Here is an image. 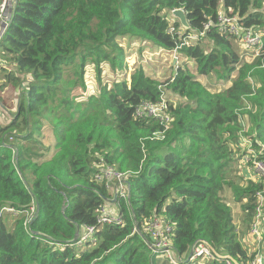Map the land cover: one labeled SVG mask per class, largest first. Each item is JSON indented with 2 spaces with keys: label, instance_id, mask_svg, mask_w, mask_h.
I'll list each match as a JSON object with an SVG mask.
<instances>
[{
  "label": "trees",
  "instance_id": "16d2710c",
  "mask_svg": "<svg viewBox=\"0 0 264 264\" xmlns=\"http://www.w3.org/2000/svg\"><path fill=\"white\" fill-rule=\"evenodd\" d=\"M219 8L262 33L255 64L242 61L233 38L204 30ZM176 9L188 28L168 18ZM172 25L180 35H170ZM124 41L167 52L182 44L177 54L195 72L178 62L162 82L139 66L127 79ZM0 51L12 56L18 72L0 66L8 85L16 88L20 74L29 76L17 112L0 124V208L15 210L11 221L0 220V264H172L148 245L144 228L155 219L171 227L178 264L255 258L239 240L222 192L233 191L249 228L260 184L254 176L238 185L231 175L241 161V135L264 160V0H16ZM104 64L108 77L123 71L112 86L101 81ZM89 65L97 93L78 101L70 83L73 77L84 83ZM194 73H215L228 87L212 92ZM166 93L167 123L136 117L137 107L160 103ZM43 122L51 124L55 143L50 158L40 161L47 148L32 130L39 134ZM104 166L128 173L127 198L114 201L121 224L98 223L99 211L114 199L108 183L95 179ZM88 227L94 232L82 240ZM262 229L264 240V211ZM202 242L218 260L191 259L192 246Z\"/></svg>",
  "mask_w": 264,
  "mask_h": 264
},
{
  "label": "built area",
  "instance_id": "2783aa9c",
  "mask_svg": "<svg viewBox=\"0 0 264 264\" xmlns=\"http://www.w3.org/2000/svg\"><path fill=\"white\" fill-rule=\"evenodd\" d=\"M15 2L16 0H0V43L2 42V39L6 34L10 22L12 20ZM210 27L215 28L217 33L231 37L234 40L240 42L242 48L245 51H249V52L252 51L255 53L256 56L260 55L261 46L263 42L262 33L259 30L255 31L252 28L243 26L241 23V18H239L237 15L226 14L224 10H219L217 12L216 18L208 21L204 25V30L209 29ZM168 32L172 37H176L177 35L181 34L179 30H176L173 25L168 29ZM203 35L204 32H201L199 34H190L183 38L182 40L183 44L185 45L192 44L198 39V37ZM180 46H177L172 51L174 55L173 56L174 66L176 69L178 68V60H179L178 58H180V56L177 54V49L180 48ZM135 115L140 119L154 118L160 122L167 123L169 121V115L167 112V102L165 96L162 95L160 103L157 104L146 103L137 107ZM250 145H251L250 141L245 140L244 136L241 135L240 147L247 146L249 153L244 154L241 157L240 164L241 165L250 164L251 171L257 177L258 179L257 181L260 184V189L255 194L254 214L252 217V221L249 225V230L246 235V240L250 241L251 239H253L254 243L259 244L260 246L263 244L264 247V240L262 238L263 236L262 224H263V211H264V160L257 159L256 156H254V153L250 150ZM127 176L128 173L120 172L112 167L104 166V167H100V171L98 174L95 175V179L98 182L108 183L107 186L109 190L111 189L114 199L118 196L125 199L127 198L128 195L127 186H126ZM104 209L105 207L101 208V210L99 211L98 223H112V222L116 224L122 223V219L118 213H116L114 216L101 214ZM30 210H31L30 213H32L33 208ZM6 214H15V210L6 207L0 208V220L3 219L4 215ZM27 222H29V218L25 221V224ZM93 232H94L93 227L86 228L82 240L90 237V235ZM170 232H171V227L169 225L164 224L162 221L156 219L148 222L144 228V233L149 236L148 245L150 246L152 252L166 258L172 264H178L177 259L173 255V249L169 246L170 242L168 236ZM189 256L191 257V259L203 257L212 260L213 259L218 260L217 259L218 257L212 254V252L204 242H202L201 244L193 245L190 250ZM259 259L260 256L258 255V253H256L255 258L250 260L247 264H261L262 262H260ZM225 263L235 264L227 259L225 260Z\"/></svg>",
  "mask_w": 264,
  "mask_h": 264
},
{
  "label": "rangeland",
  "instance_id": "374dc122",
  "mask_svg": "<svg viewBox=\"0 0 264 264\" xmlns=\"http://www.w3.org/2000/svg\"><path fill=\"white\" fill-rule=\"evenodd\" d=\"M219 10H224L220 9ZM218 10V11H219ZM166 14V13H165ZM236 15V14H234ZM168 18L170 19L171 22H175V18L173 16V10L167 14ZM238 16V15H237ZM240 18V17H239ZM177 21V20H176ZM184 28V27H183ZM233 44V49L238 53L242 61L245 63L252 64L256 61L258 56L255 55L254 52L252 51H245L242 48V45L240 42L234 40ZM126 46V72H125V77L129 79L130 73L136 68V67H142V69L153 79H158L159 81H165L167 80L172 74L175 72L174 69V59H173V53L172 51L167 52L163 49H160L159 47H151L148 43H139L135 41H124L122 43V46ZM1 53V51H0ZM176 56V55H175ZM11 55H3V53L0 54V66L5 67L7 70L11 71L13 74L18 75L17 70L13 66V64L9 61V58H11ZM178 62H181V58H178ZM186 66L190 71L195 72V64L192 61H185L182 63V65ZM255 64V63H254ZM91 65L87 66L85 68V73H87L86 81L84 83H81L80 81H77L74 77L70 83V86L72 87V91L70 93V96H76V100L78 101H86L88 99V96L91 94H96L97 93V79H96V71L92 70ZM108 65L104 64L102 66L103 72H101V81L102 83H107L109 86L112 84L111 81H115L123 76V71H120L118 75H110L109 67ZM183 66V67H184ZM194 75L197 76L198 81L203 84L208 90L215 92L219 91L223 87H228V83L226 82H219L218 81V75L217 74H210L207 76H199L197 73H194ZM22 78V82L16 87L12 88L10 85H8L5 82V79L0 76V86H2L0 90V124L5 125L11 121V117L17 112L18 105L19 103L24 99L23 94L27 90L28 83H29V76L25 74H20ZM85 79V76H84ZM249 81L251 84H254V81L252 78H249ZM112 86V85H111ZM79 95V97L77 96ZM170 93H166V99H169ZM3 105H2V104ZM241 122H242V131L246 132L248 129L247 127V119L246 116L241 117ZM44 128L41 130V132L38 134V132H35L32 130V134L37 137V140H39L46 148L47 150L43 153V156L45 159L42 160H47L50 158V156L53 153V145L55 143V139L52 136L51 132V124L48 122H43ZM13 138H9L11 140ZM247 149V146H242L240 147L238 157H242V151ZM242 155V156H241ZM241 159V158H240ZM244 163V162H243ZM243 165H237V169L239 172L243 169ZM247 167L251 170L250 164H247ZM231 175V174H230ZM229 175V176H230ZM231 180L236 182L237 184L242 183L245 181V178L242 176L238 175H232ZM110 193L111 189H110ZM224 195V200L227 202L230 206V208L235 209L236 203H234L233 199V191L231 189L225 190L223 192ZM113 196V195H112ZM112 202L108 203L104 206L105 209L102 211L101 214H106L110 216H114L116 213H118V210L116 208L115 200H111ZM234 201V202H233ZM14 214L10 215H4V220L7 222L8 220L11 221L12 218L14 217ZM234 223V221H233ZM236 224V225H235ZM235 227L236 231L238 233L239 240L243 245H249L251 241L242 240L241 235H240V230H238L237 222L235 221ZM246 248V247H245ZM247 249V248H246ZM256 250L260 251L259 248H255ZM261 249V246H260ZM248 252H255L252 249H247ZM159 261H163L165 258L162 256L157 257Z\"/></svg>",
  "mask_w": 264,
  "mask_h": 264
},
{
  "label": "crops",
  "instance_id": "0c3cea01",
  "mask_svg": "<svg viewBox=\"0 0 264 264\" xmlns=\"http://www.w3.org/2000/svg\"><path fill=\"white\" fill-rule=\"evenodd\" d=\"M183 59L181 58V65L183 63ZM173 65H174V62H173ZM222 88H226V87H223ZM239 165L240 164V161H239ZM243 167V166H242ZM238 175V176H242L243 178H245V181L246 180H252L255 182V175L254 173L247 167V164L244 165L243 169L241 170V172H239L238 170L233 173L232 175ZM231 175V177H232ZM234 181V180H233ZM245 181H243L242 183H244ZM242 183H239L238 185H242ZM227 190V189H224V191ZM223 191V192H224ZM223 192H222V197L224 199V195H223ZM226 201V200H225ZM234 202V201H233ZM227 203V202H226ZM236 203V202H234ZM109 205H111L110 203H108ZM227 205L229 206V204L227 203ZM105 206V205H104ZM230 207V206H229ZM231 209V212H232V217H233V221H234V224H235V221L237 222V225H240L238 226V230H240V235H241V239H245L246 235H247V232H248V225H246L244 223V218H245V213L243 210H241L240 208V204L239 203H236V207L235 209ZM236 225V224H235ZM251 242L249 243V245H244L245 247L249 248V249H252L253 251H255L256 253H258V255L260 256V259L259 261L262 262L261 264H264V247H263V244L261 245V249H260V245L259 244H256L254 243L253 239L250 240ZM255 248H259L260 251L256 250Z\"/></svg>",
  "mask_w": 264,
  "mask_h": 264
},
{
  "label": "water",
  "instance_id": "95a60500",
  "mask_svg": "<svg viewBox=\"0 0 264 264\" xmlns=\"http://www.w3.org/2000/svg\"><path fill=\"white\" fill-rule=\"evenodd\" d=\"M173 16L174 18L178 21L179 25H181L182 27L184 28H188V22H187V19H186V15L184 13L183 10H180V9H176L173 11ZM115 199H113L114 201ZM112 202V201H110ZM77 239V237L74 238V241ZM179 260H182L181 258H179Z\"/></svg>",
  "mask_w": 264,
  "mask_h": 264
}]
</instances>
